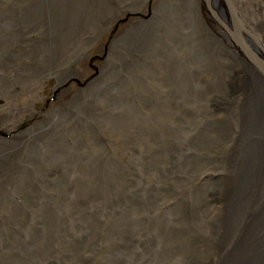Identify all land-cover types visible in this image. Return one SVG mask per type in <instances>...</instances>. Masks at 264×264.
Instances as JSON below:
<instances>
[{
	"label": "bare ground",
	"instance_id": "1",
	"mask_svg": "<svg viewBox=\"0 0 264 264\" xmlns=\"http://www.w3.org/2000/svg\"><path fill=\"white\" fill-rule=\"evenodd\" d=\"M130 1L137 8L148 5ZM120 7L118 0H14L0 10V43L19 36L22 50L30 46L32 66L12 75L10 56L1 53L0 60L6 59L0 64V92L27 87L28 78L47 71L65 80L74 59ZM238 16L264 49L251 24ZM229 21L224 0H158L147 20L113 39L107 65L79 97L14 139L0 140V264H127L123 254L131 253L145 254L143 264L178 254L185 264L206 258L207 264H221L222 256L225 264H264V74L220 24ZM34 29L43 42L26 45L21 37ZM172 30L178 36L167 35ZM243 37L255 49L249 36ZM211 95L208 107L186 110L197 96ZM191 130L185 140L180 136ZM192 145L205 155H190ZM219 148L220 156L213 157ZM126 149L131 156L139 150L144 155L135 161ZM181 161L194 170L207 162L222 171L194 189L195 202L207 198L204 205L213 216L208 235L190 226L200 209L189 218L181 206L168 217H130L131 207L157 208L158 200L176 193L160 185L165 194L155 196L142 171L164 183ZM133 167L141 171L140 181L132 177ZM209 201L215 202L212 207ZM154 218L168 232L156 236L162 245L144 241L145 232H158ZM102 225L111 234L93 244ZM112 235L124 236L126 245L117 246L126 253L114 250Z\"/></svg>",
	"mask_w": 264,
	"mask_h": 264
},
{
	"label": "rangeland",
	"instance_id": "2",
	"mask_svg": "<svg viewBox=\"0 0 264 264\" xmlns=\"http://www.w3.org/2000/svg\"><path fill=\"white\" fill-rule=\"evenodd\" d=\"M12 1L14 2V0H7V4H6V1L4 0L3 3L5 2V4L0 3V10L2 11L8 10V6H10L13 3ZM109 1L115 3V0H109ZM122 1L124 0H118V4L121 6L118 11V14L116 13V16L109 20V24L104 27L103 31H101L100 33L95 35V37L90 39L91 42L89 43V45H87L88 47L86 46L87 49H85L83 54L79 56V58L74 59L73 66L71 68L72 70L71 74H68L69 76L65 80L60 81L59 78L55 77L54 73H52L51 71L50 72L47 71V73L44 72L40 74L39 77L36 76L34 78L33 77L28 78L25 82L27 87L24 86V88L22 87L18 90L7 92V94L0 92V140L6 141V139L7 140L14 139L20 133L25 132L28 128L34 127L35 125L42 123L45 116L50 111L55 110L57 108L62 110V108L65 107V105L69 104L72 101L75 95L78 94V97H79L80 94L85 89V87H87L90 83L94 82L98 78L101 69L107 65V57H108L110 48L112 46L113 39L117 36H121L131 24L136 25L138 22L147 20L151 14L153 4L157 3L158 0H148L147 6L145 4L143 6H139L138 8L137 6L133 7L132 6L133 4L130 0H126L125 4H121ZM232 1L235 5V8L238 14L241 15L247 22L251 24V27L255 30V33L258 35V37L260 36L262 38L263 41L261 42H263L264 44V0H232ZM16 30L17 28H15L14 31ZM172 33L173 34L167 33V35L178 36L177 34H175L173 30H172ZM40 35L41 33L40 31L38 32V29H34L33 31L28 30L27 34L21 37L22 38L21 40H24L23 43H26V45L27 43H29L31 40H34V39L40 40L41 38V42H43V36H40ZM82 35L85 36V34H82ZM19 45H20L19 36L14 38L13 41H4L0 43V54L2 53L6 55L7 57L9 54L10 56L7 59L8 60L7 65L9 66L8 70H10L12 75H14L15 73L16 74L20 73L21 70L27 71L32 66V60L30 56L28 55V50L30 46H28V48H26V51H25L24 49L22 50L21 46ZM32 45L34 47L36 46L35 43H33ZM5 59H1L0 64L3 61H5ZM58 72H59V69H58ZM32 85H35V86L37 85V87L31 89ZM15 87L19 88L17 84H15ZM15 92H18V93H15ZM197 97L198 98H195V100H193L192 103L186 104V110L188 112H193V111L195 112L197 108H199V106L208 107V105L213 103L211 100H213L214 96L212 95L209 97L207 96L206 97L197 96ZM201 97H203L204 101L200 99ZM223 117L224 115L222 114L218 118L221 119ZM170 120L172 122H170ZM170 120H169V123L172 124L173 119L170 118ZM184 133L180 134L181 137H184V140L185 138H187V135L191 136L194 134L192 130L189 132L185 131ZM113 140L115 141V139ZM120 142L117 141V145L121 147H125V144L122 142L120 143ZM189 147H191L190 150L188 151L190 155H196L198 157H200L198 154L203 155V156L205 155L204 153L205 151L201 152L200 149H197V147H194L193 145ZM220 151H221L220 148L217 149L216 151L213 152L212 156L214 154H218L220 156L221 154ZM127 152L129 154L128 157L129 158L133 157L132 159L135 161L141 160L142 155H144V153L141 150L137 152H133L134 153L133 156H131V153H129L128 150ZM213 157H217V156H213ZM166 162L167 160L165 159L161 165L164 169H165L164 166L167 165ZM184 162L185 161H181L177 163L176 166L173 167L172 172L174 176L171 174L172 178L171 177L168 178L164 183L163 182L158 183V180L160 181L162 178L158 179L157 176L152 175L150 172L142 171L144 182L147 179L146 181L147 183L145 184V187L147 186L146 188H149L152 185L153 187L152 186L151 187L154 190L153 192L155 196L157 194L158 195L165 194L163 188L162 187L160 188V185L166 186L165 188L173 187L176 190V193L167 194L168 196L158 200L157 203L159 204L157 205V208L150 207V206L149 208L147 207L146 204L140 205V207L139 206H136L133 208L131 207L130 217L136 216V215H137L136 217H142V216L148 217L152 214H154V216L156 217L159 214L160 215L164 214L166 215L165 217H168L170 215L169 213L171 210L175 209L178 206H181L183 216L185 218H189L190 214L193 213V211L200 209V211L196 213V218L191 221L190 226L193 227L194 231L198 233L199 235L203 236L204 234H207V235L209 234L208 226H209V223L213 220V216L212 214L210 215L211 213L210 211H206V208H205L206 205L204 204L207 201V198L201 201L202 202L201 205H198L195 202L194 200L195 197L193 195L195 192L194 189L195 188H197V190L200 189L202 182H204L208 178H214V177L220 176L222 171L219 165L217 166V165H213L207 162H205L203 166L197 168L198 170L197 169L194 170L193 166H190ZM203 168H205L206 170ZM131 175L134 179L137 178L138 181H140L139 178L141 177V171H138V168L133 167L131 170ZM183 180H185V182ZM153 181L155 183H153ZM181 183H182V186H181ZM190 183L194 185L191 186ZM50 190H51L50 193L52 195L58 197V191L52 190V189ZM177 191L179 192L184 191L185 193L179 195ZM171 195L176 196V197L178 195V197L176 198L177 200L176 199L171 200V197H172ZM147 198H149V196ZM208 203H211L209 205L212 207V203H215V202L209 201ZM102 209H103V212H102ZM104 211H105V204L101 206V214L103 215V218L105 216ZM126 216H127V213H126ZM113 218L114 217H111L110 220H113ZM156 219L158 218L152 219V221H154L152 227L158 229L157 234L151 235L150 233L145 232L146 240L144 239V241L148 245L151 244L150 240L152 239L157 240L158 243L162 245L161 244L162 241H160L156 236L161 238L163 237V235H166L164 234V231L165 233L167 232L166 230H164L162 226H159V225L157 226L155 224ZM107 230H108V227L106 225H102L100 228H98L97 229L98 236L95 238V240L93 239L94 240L93 244L95 243L97 245L101 243L100 238L102 240L104 236H107L106 233L111 234V232ZM123 239H124V236L120 237L118 235H112L110 238V241H113L116 244V246L114 247L116 249L114 250H118L119 251L118 253L120 255H122L123 253H126V252H123V250L125 251V249H120L117 246L122 243L126 245V240L124 239L125 240L124 241ZM137 246L138 244H136V248ZM154 248L156 249L157 247H154ZM82 250H85V249H82ZM91 252L92 253L90 254L93 256L92 258L95 259L94 257H97V255H95L96 251H91ZM154 256L156 257L155 254ZM123 257L126 259L127 264H143V262H146V259H147V256L145 254H138V253H131L129 255L123 254ZM156 261L159 264L160 262L161 264H185L187 262L184 260V256L181 254H178L175 256L172 255L171 257H164L162 259L161 258L159 259V256H158V259ZM218 261L221 262V264H225L227 262L223 256L219 258ZM208 262L209 260L207 258L202 261H199L198 259L197 261H193V264H205V263L207 264ZM228 262L230 263L231 260Z\"/></svg>",
	"mask_w": 264,
	"mask_h": 264
},
{
	"label": "water",
	"instance_id": "3",
	"mask_svg": "<svg viewBox=\"0 0 264 264\" xmlns=\"http://www.w3.org/2000/svg\"><path fill=\"white\" fill-rule=\"evenodd\" d=\"M229 15V24L220 23L233 44L245 55V57L254 64L264 74V49L250 31L247 24L238 16L230 0H224ZM214 16V15H213ZM216 18V16H215ZM243 36H249L255 49L244 40Z\"/></svg>",
	"mask_w": 264,
	"mask_h": 264
}]
</instances>
